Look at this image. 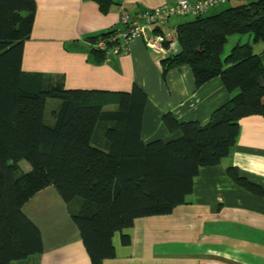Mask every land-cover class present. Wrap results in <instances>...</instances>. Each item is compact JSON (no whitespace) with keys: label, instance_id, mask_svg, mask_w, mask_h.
Masks as SVG:
<instances>
[{"label":"trees","instance_id":"trees-1","mask_svg":"<svg viewBox=\"0 0 264 264\" xmlns=\"http://www.w3.org/2000/svg\"><path fill=\"white\" fill-rule=\"evenodd\" d=\"M95 1L103 13L115 3ZM35 13V0H0V264L42 252L40 229L23 207L49 186L70 208L93 264H100L116 256L114 235L135 219L165 215L186 203L200 167L219 164L230 153L242 117L264 115V64L253 46L264 43V0L183 20L173 39L161 33L166 48L172 41L178 45L161 53L163 73L189 65L197 87L220 77L232 98L204 124L165 113L166 127L181 135L149 142L141 136L147 96L139 86L120 92L67 89L62 77L22 70ZM116 30L90 39L109 38ZM234 34L251 39L238 41L223 58ZM50 99L58 100L47 123ZM109 103L114 108H106ZM22 160L28 170L21 169ZM228 174L262 193L237 168L228 167ZM121 240L129 244L130 236Z\"/></svg>","mask_w":264,"mask_h":264},{"label":"crops","instance_id":"crops-1","mask_svg":"<svg viewBox=\"0 0 264 264\" xmlns=\"http://www.w3.org/2000/svg\"><path fill=\"white\" fill-rule=\"evenodd\" d=\"M176 1L115 0L103 13L95 0H35L22 70L62 77L65 88L89 92L130 91L137 85L147 96L143 141L175 139L181 131H170L164 114L171 113L178 122L206 123L216 108L232 98L222 79L215 77L197 87L186 64L163 73L164 56L140 38L106 61L90 38L124 28V11L134 15ZM181 17L170 18L161 28L150 26L148 31L173 39L177 24L184 20ZM253 46L264 64V43ZM177 50V42L172 41L167 51ZM228 167L237 168L262 193L239 185ZM23 210L40 229L43 250L10 264H93L70 208L53 186L37 192ZM124 234L130 236L129 244L122 243ZM113 244L116 256L100 264H264V115L240 119L230 153L219 164L200 167L186 203L165 215L135 219L130 228L114 235Z\"/></svg>","mask_w":264,"mask_h":264},{"label":"built area","instance_id":"built-area-1","mask_svg":"<svg viewBox=\"0 0 264 264\" xmlns=\"http://www.w3.org/2000/svg\"><path fill=\"white\" fill-rule=\"evenodd\" d=\"M251 0H177L172 4H164L134 15L124 11L121 21L124 28L117 29L109 38H98L93 42L94 48L100 50L104 60L113 55L121 54L133 39H142L152 50L165 54L164 45L166 36L148 31L150 26H164L174 16H199L209 12L210 9L228 2H248Z\"/></svg>","mask_w":264,"mask_h":264},{"label":"rangeland","instance_id":"rangeland-1","mask_svg":"<svg viewBox=\"0 0 264 264\" xmlns=\"http://www.w3.org/2000/svg\"><path fill=\"white\" fill-rule=\"evenodd\" d=\"M235 3H237L238 4V2H228V3H226V4H223L222 6H220V8H217L218 9V11H220V10H223V9H225V8H228V7H230V6H234V5H237V4H235ZM216 9V10H217ZM211 12V11H210ZM181 18H183L184 19V21H186V20H191L192 18H193V16H185V17H181ZM162 27H164V26H162ZM158 34V33H157ZM243 37V39H241V40H239L240 38H242ZM249 37V35L248 34H243V35H241V34H234V35H231L229 38H228V42H227V44L225 45V48H224V52H223V54H222V57L224 58L229 52H230V50H231V48L238 42V41H242V43H244V42H246V38H248ZM176 42V41H175ZM57 100L58 99H50V100H48V105H47V111H46V122L48 123V120L51 118V114H52V110L54 109V106L56 105L55 103L57 102ZM20 167H21V169L22 170H24V169H27L26 167H28V169L30 168V164L27 162V161H25V160H22V161H20ZM73 208L75 209V206L73 205Z\"/></svg>","mask_w":264,"mask_h":264},{"label":"water","instance_id":"water-1","mask_svg":"<svg viewBox=\"0 0 264 264\" xmlns=\"http://www.w3.org/2000/svg\"><path fill=\"white\" fill-rule=\"evenodd\" d=\"M260 84L263 85V80L261 79Z\"/></svg>","mask_w":264,"mask_h":264}]
</instances>
